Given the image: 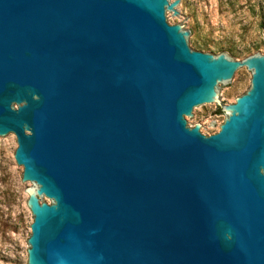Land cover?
<instances>
[{
    "label": "water",
    "instance_id": "water-1",
    "mask_svg": "<svg viewBox=\"0 0 264 264\" xmlns=\"http://www.w3.org/2000/svg\"><path fill=\"white\" fill-rule=\"evenodd\" d=\"M179 4L0 0L28 264H264V56L196 51ZM213 106L226 119L206 136Z\"/></svg>",
    "mask_w": 264,
    "mask_h": 264
},
{
    "label": "rangeland",
    "instance_id": "rangeland-1",
    "mask_svg": "<svg viewBox=\"0 0 264 264\" xmlns=\"http://www.w3.org/2000/svg\"><path fill=\"white\" fill-rule=\"evenodd\" d=\"M185 17L170 19L190 32L196 51L226 54L234 60L264 56V0H176ZM252 72L242 75L234 89H225V104H234L251 86ZM213 106L198 114L205 135L220 131L226 116ZM197 123H194V126ZM14 134L0 137V264H28L33 214L27 205L31 182L22 183L24 168L16 163ZM41 200V198H40ZM44 202L51 201L44 197ZM42 203V202H41Z\"/></svg>",
    "mask_w": 264,
    "mask_h": 264
},
{
    "label": "trees",
    "instance_id": "trees-1",
    "mask_svg": "<svg viewBox=\"0 0 264 264\" xmlns=\"http://www.w3.org/2000/svg\"><path fill=\"white\" fill-rule=\"evenodd\" d=\"M221 113V111H219Z\"/></svg>",
    "mask_w": 264,
    "mask_h": 264
}]
</instances>
